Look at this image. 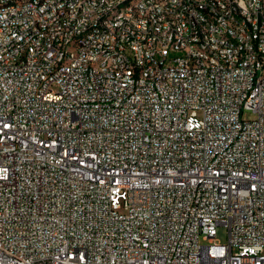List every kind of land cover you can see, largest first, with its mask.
<instances>
[{"label": "built area", "instance_id": "2783aa9c", "mask_svg": "<svg viewBox=\"0 0 264 264\" xmlns=\"http://www.w3.org/2000/svg\"><path fill=\"white\" fill-rule=\"evenodd\" d=\"M0 264H264V0H0Z\"/></svg>", "mask_w": 264, "mask_h": 264}, {"label": "bare ground", "instance_id": "6f19581e", "mask_svg": "<svg viewBox=\"0 0 264 264\" xmlns=\"http://www.w3.org/2000/svg\"><path fill=\"white\" fill-rule=\"evenodd\" d=\"M147 0H132L133 5H140ZM228 1V0H219ZM27 0H16V4H25ZM179 4H186L187 0H178ZM2 4H11V0H2ZM149 10H156V3H149ZM122 12V3H115L111 7V16H119ZM92 13H99V5H92ZM187 34H194V27H187ZM92 38L91 30L80 31V38H74V46H81V40H89ZM206 44L216 46V39L213 36H206ZM193 52L197 55H208V47L202 44H193ZM91 71H96V75H103V68H98V64H91ZM139 78H146V70H138ZM110 81H118V73H109Z\"/></svg>", "mask_w": 264, "mask_h": 264}, {"label": "rangeland", "instance_id": "374dc122", "mask_svg": "<svg viewBox=\"0 0 264 264\" xmlns=\"http://www.w3.org/2000/svg\"><path fill=\"white\" fill-rule=\"evenodd\" d=\"M242 116L245 119H250V118H253L254 115L252 112L245 110V111H243ZM216 239H217V241H219L221 243H224L227 241V231H226L224 226H218L217 227Z\"/></svg>", "mask_w": 264, "mask_h": 264}]
</instances>
